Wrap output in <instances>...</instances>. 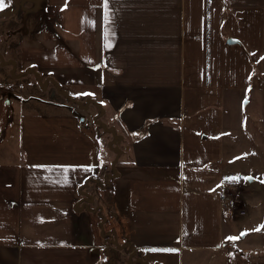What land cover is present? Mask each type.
Returning <instances> with one entry per match:
<instances>
[{"label": "crops", "instance_id": "0c3cea01", "mask_svg": "<svg viewBox=\"0 0 264 264\" xmlns=\"http://www.w3.org/2000/svg\"><path fill=\"white\" fill-rule=\"evenodd\" d=\"M251 1L45 0L38 42L18 33L24 9L2 29L22 35L21 64L81 85L96 111L40 99L52 108L0 118V264H97L115 230L143 264H264L225 243L221 201L226 106L251 87L245 34L264 22ZM112 169L106 208L97 184Z\"/></svg>", "mask_w": 264, "mask_h": 264}, {"label": "rangeland", "instance_id": "374dc122", "mask_svg": "<svg viewBox=\"0 0 264 264\" xmlns=\"http://www.w3.org/2000/svg\"><path fill=\"white\" fill-rule=\"evenodd\" d=\"M24 1L27 3L26 5ZM44 2L45 0H10L9 3V0H5L8 6L3 9V15L10 14L11 17H4V19L3 15L0 16V118L11 116L19 121L21 111L35 112L38 111L36 109L40 108H46L47 111L52 108L50 104L40 103L43 102L40 99L62 101L79 110L80 116L86 113L87 117L88 112V118H90V114L96 111V106L90 104L89 108L85 109L84 104L93 101L92 95L84 99L81 85L60 84V87L59 85L56 87L50 82H46L45 76L39 79L35 72V65H30L31 61H22L21 64L18 43L22 35H8L2 32L5 27H10V32L13 33L11 30L23 22L21 17L24 14V9L26 26L24 29L22 25L18 33L25 31L24 39L28 43L38 42L41 39L38 34L41 20L44 23V13L42 14ZM259 4L264 5V0H252L251 8L258 9ZM263 25L264 22L262 25L260 22L256 25L252 24L245 34V40L250 49L245 44L244 51L249 57H252V59L250 58L253 66L251 87L245 90V97L237 103L232 104L230 101L227 103L225 134L226 177L252 175L254 178H259L254 179L253 182L243 179L238 182L227 181L229 188L225 190L233 193L236 206L247 210L248 216L240 215L236 209L233 213V220L227 218L228 216L225 218V243L232 242L227 240V237L240 236L241 232L247 230V235L235 241L240 248L245 247L249 252H252V255L249 256L256 259H264V229L253 231V229L264 224V183L260 182L264 179V59H261L264 57ZM5 47L6 50H4ZM254 58L257 62L253 61ZM26 66H31V68H26ZM29 96H34L36 99H29ZM104 123L106 127L110 125L109 120L104 119V122L101 123V133L106 128ZM15 129L17 127H14L13 131L9 129L10 132L12 131L13 137L15 136ZM113 140L114 136L109 133L104 135L102 145L106 151V157H109L112 144L109 141L112 142ZM114 175L115 172L112 169L110 173L100 176V182L97 184L101 201L106 205V208L109 205L114 206L115 202L112 198L115 191L111 189V185L116 181ZM121 231H112V234L110 233L106 238L104 245L106 244L108 247L105 246V248L100 249V259L97 264L141 263L128 246V240ZM104 258L110 260L102 261Z\"/></svg>", "mask_w": 264, "mask_h": 264}, {"label": "snow or ice", "instance_id": "6c2138e0", "mask_svg": "<svg viewBox=\"0 0 264 264\" xmlns=\"http://www.w3.org/2000/svg\"><path fill=\"white\" fill-rule=\"evenodd\" d=\"M9 3H10V0H9ZM107 3H108V0H104L105 8H107ZM7 6H8V4L5 3V0H0V11H2ZM106 46L107 47H111V44H108ZM261 59H264V57H262ZM241 179H243L245 181H249V180L259 179V178H254V177H251V176H249V177L233 176V177H226L225 178L226 181H230V182H238ZM260 182L264 183V179L260 180ZM261 229H264V224L258 226L256 229H253V231H260ZM245 235H247V230H245L244 232H241L240 236L227 237L226 239L227 240H231V241H235V240H238L242 236H245ZM150 251H172V252H175V251H177V249H150Z\"/></svg>", "mask_w": 264, "mask_h": 264}, {"label": "built area", "instance_id": "2783aa9c", "mask_svg": "<svg viewBox=\"0 0 264 264\" xmlns=\"http://www.w3.org/2000/svg\"><path fill=\"white\" fill-rule=\"evenodd\" d=\"M234 195L232 192H228L226 190L222 191L221 194V201L226 211L228 212H234L236 209L239 211L240 215L246 216L247 210H245L242 207L236 206V203L234 202Z\"/></svg>", "mask_w": 264, "mask_h": 264}, {"label": "trees", "instance_id": "16d2710c", "mask_svg": "<svg viewBox=\"0 0 264 264\" xmlns=\"http://www.w3.org/2000/svg\"><path fill=\"white\" fill-rule=\"evenodd\" d=\"M29 99H36L34 96H29L28 97ZM31 100V101H32ZM60 106H68L67 104H64V103H62V104H59ZM99 127V126H98ZM108 260H110L109 258H104V259H102V261H108Z\"/></svg>", "mask_w": 264, "mask_h": 264}, {"label": "water", "instance_id": "95a60500", "mask_svg": "<svg viewBox=\"0 0 264 264\" xmlns=\"http://www.w3.org/2000/svg\"><path fill=\"white\" fill-rule=\"evenodd\" d=\"M228 43L229 44L236 43V40L235 39H232V38H229L228 39ZM249 176L253 177L252 175H246V177H249ZM253 181H254V179L253 180H249V182H253Z\"/></svg>", "mask_w": 264, "mask_h": 264}]
</instances>
